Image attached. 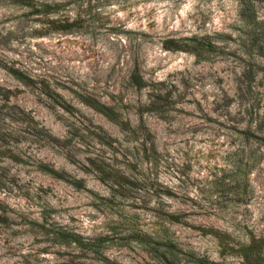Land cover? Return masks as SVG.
Here are the masks:
<instances>
[{"label": "rangeland", "instance_id": "obj_1", "mask_svg": "<svg viewBox=\"0 0 264 264\" xmlns=\"http://www.w3.org/2000/svg\"><path fill=\"white\" fill-rule=\"evenodd\" d=\"M263 137L264 2L0 0V264H264Z\"/></svg>", "mask_w": 264, "mask_h": 264}, {"label": "trees", "instance_id": "obj_2", "mask_svg": "<svg viewBox=\"0 0 264 264\" xmlns=\"http://www.w3.org/2000/svg\"><path fill=\"white\" fill-rule=\"evenodd\" d=\"M242 1L247 4H251L253 2H264V0H242ZM19 2H23V1H19ZM162 47L164 50L184 51V52L192 53L195 56H199L201 53L210 52L212 45H208L207 43L205 45V42H203L202 39L189 38V39H186L180 42L172 41L171 39L165 40L162 42ZM2 69L22 86L29 87V88L34 86L33 81L29 77L21 73L20 71L13 69L11 67H6V66H3ZM129 79H130V83L135 88L140 89L143 87V83L138 78V76L130 75ZM2 92H3L2 99L7 101L11 95V92L9 90H2ZM78 98L80 102L84 104L85 106H87L88 108L98 113L99 115H101L102 117L110 121L111 123L120 126L121 123L116 120L115 115L110 111V109L98 103L96 100H94L91 97L79 96ZM59 107L65 112L69 111V107L65 105H59ZM91 134H93L94 139L97 140L98 143L102 144L101 132L98 131L95 134L94 133H91ZM262 141L264 142V137L262 138ZM6 154H7L5 155L6 159L12 162H15V163L23 164V161L20 158H18L17 155L14 154L11 150L6 151ZM36 168L39 172L45 175H48L49 177L53 179L68 182L64 178L63 174L57 173L56 171H54L53 169H51L50 167L44 164H38ZM73 186L78 187L79 185L73 184ZM168 218L170 221H173V222H176L177 220L176 217H173V216H168ZM31 224L38 228H42V226L40 225L38 226L36 223H31ZM50 233H51V237L53 238V240L57 242L58 244L65 245V246H73L78 251H82V252L85 251L93 255L99 256L98 249L101 248L100 246L102 243L100 239H94L92 241L85 240L80 235H77L76 233L68 231L60 226H57L56 228H52ZM260 242L264 243V239H262ZM255 248H256L255 245L249 244L246 248H241L239 250V255L241 256V258L246 260L247 254L251 253L253 250H255ZM100 258L104 262L109 263L104 257H101V255H100ZM187 263L188 264H215L211 261H208L207 259L197 257L193 253L188 254ZM109 264H114V263H109Z\"/></svg>", "mask_w": 264, "mask_h": 264}]
</instances>
